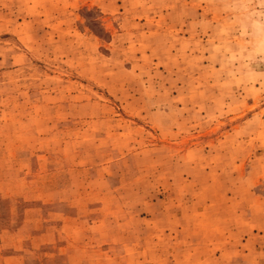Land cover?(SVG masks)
Masks as SVG:
<instances>
[{"label": "rangeland", "instance_id": "obj_1", "mask_svg": "<svg viewBox=\"0 0 264 264\" xmlns=\"http://www.w3.org/2000/svg\"><path fill=\"white\" fill-rule=\"evenodd\" d=\"M0 264H264V0H0Z\"/></svg>", "mask_w": 264, "mask_h": 264}]
</instances>
